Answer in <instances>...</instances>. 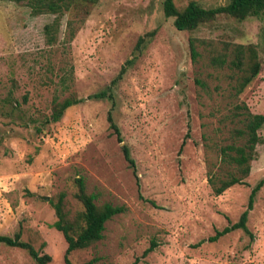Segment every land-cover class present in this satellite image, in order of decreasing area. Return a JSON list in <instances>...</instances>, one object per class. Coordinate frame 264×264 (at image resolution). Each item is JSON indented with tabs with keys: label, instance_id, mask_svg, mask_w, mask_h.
<instances>
[{
	"label": "rangeland",
	"instance_id": "obj_1",
	"mask_svg": "<svg viewBox=\"0 0 264 264\" xmlns=\"http://www.w3.org/2000/svg\"><path fill=\"white\" fill-rule=\"evenodd\" d=\"M66 1L70 9L48 44L44 25L55 14L33 15L25 1L0 0V234L20 230L51 256L47 264H66L67 243L52 226L50 200L64 192L66 211L82 209L74 197V180L82 176L97 203L125 210L105 223L100 240L70 253L73 264H264V184L248 212L252 236L236 229L209 240L239 219L264 177V125L246 183L219 195L208 183L209 175L229 171L220 149L239 142L235 131L247 110L264 114V15H221L188 31L164 15L163 0H99L84 18L75 9L82 0ZM189 1L174 0L177 7ZM194 1L213 7L229 0ZM69 21L78 28L71 42ZM237 44L245 47L239 58ZM248 45L261 69L237 93L236 80L250 63ZM70 67L69 88L62 90L59 76ZM100 91L107 96L68 108L43 132L30 121L49 115L54 99ZM8 99L16 101L13 111ZM108 112L122 141L109 128ZM0 264L36 262L26 250L0 243Z\"/></svg>",
	"mask_w": 264,
	"mask_h": 264
},
{
	"label": "trees",
	"instance_id": "obj_2",
	"mask_svg": "<svg viewBox=\"0 0 264 264\" xmlns=\"http://www.w3.org/2000/svg\"><path fill=\"white\" fill-rule=\"evenodd\" d=\"M21 2L25 1L29 6L33 15L41 13L55 14V18L52 22L44 25L45 40L48 44H53L57 40V33L59 28V19L62 14L70 9L69 2L66 0H8ZM99 0H82L75 9L78 13L82 14L81 18H84L91 10V7L95 5ZM163 13L166 17H173L174 26L178 30L193 31L200 25H204L213 22L221 15H227L236 20H244L248 17H259L264 15V0H229L225 4L203 7L198 2L190 0L185 6L177 7L174 0H163ZM72 21L68 22L69 32L67 34L66 41L71 42L75 36L78 28H72ZM142 39L138 40L137 46ZM190 51L194 56L197 54L196 47L192 38L189 40ZM245 47L243 45H236L235 56L243 55ZM250 55V63L244 73H242L236 80L235 90L237 93L243 91V89L258 75L261 64L257 59V53L252 45L247 47ZM129 63L130 60H127ZM241 62L234 63L235 66L240 67ZM124 66L121 68L119 74L112 80L115 84L119 78H121L124 72ZM72 77V67L69 70L64 69L59 76V82L62 90L69 88V80ZM107 96L105 91L89 94L87 98L79 97L73 92L64 97L61 100L54 99L49 115L43 117V119L34 118L31 119L33 126L38 132H43L44 124L60 120L65 111L75 106L85 99H100ZM11 111L14 106H17L13 101L9 100ZM107 120L109 122V128L112 133L116 134L117 139L122 141L120 136V129L114 122L111 112L107 114ZM264 125L263 113H252L247 110L244 118V125L242 128L235 131L239 142H232L221 147L220 155L221 162H223L229 171L223 176L218 177L217 174H211L208 178L213 192L216 195L223 193L227 188L234 184H245V178L248 176L251 168V161L256 156V146L263 142V137L259 133V129ZM182 147V146H181ZM122 151L125 160L135 173V161L131 157L129 148L127 145L122 146ZM76 191L74 197L79 201L82 209L70 214L65 210V196L64 192H60L57 199L50 200V203L54 209L55 220L52 226L60 231L67 243V247L64 253V262L66 264H73L69 258L72 251L82 249L90 246L103 237V231L105 229V223L111 219L114 215L122 213L125 210L124 205L112 204L109 202H103L101 204L96 202L97 195L89 193L86 190L85 180L82 176H78L74 180ZM264 184V177L252 187L247 208L241 213L239 219L236 222H230L221 230H217L213 236L209 237V240H216L220 236L229 233L230 231L241 229L250 236H252L250 230L247 227L248 212L253 207L255 195L257 191ZM0 243L6 246L17 247L24 249L28 252L30 257L36 262V264H47L51 260V256L48 253L42 252L36 249L29 241H25L21 237V231L18 230L12 236L0 234ZM156 246L154 241L150 246L145 249L144 253H148ZM88 262L87 264H91Z\"/></svg>",
	"mask_w": 264,
	"mask_h": 264
},
{
	"label": "water",
	"instance_id": "obj_3",
	"mask_svg": "<svg viewBox=\"0 0 264 264\" xmlns=\"http://www.w3.org/2000/svg\"><path fill=\"white\" fill-rule=\"evenodd\" d=\"M44 199L48 200V196H43Z\"/></svg>",
	"mask_w": 264,
	"mask_h": 264
}]
</instances>
